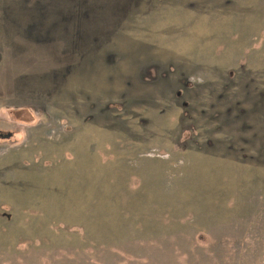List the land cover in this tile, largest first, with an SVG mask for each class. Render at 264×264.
Instances as JSON below:
<instances>
[{
    "label": "rangeland",
    "instance_id": "1",
    "mask_svg": "<svg viewBox=\"0 0 264 264\" xmlns=\"http://www.w3.org/2000/svg\"><path fill=\"white\" fill-rule=\"evenodd\" d=\"M0 264H264V0H0Z\"/></svg>",
    "mask_w": 264,
    "mask_h": 264
}]
</instances>
